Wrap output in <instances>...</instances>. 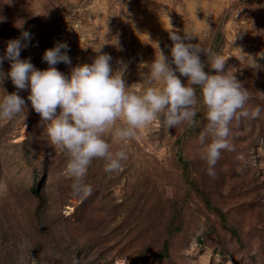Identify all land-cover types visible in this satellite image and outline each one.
Wrapping results in <instances>:
<instances>
[{
	"label": "rangeland",
	"instance_id": "rangeland-1",
	"mask_svg": "<svg viewBox=\"0 0 264 264\" xmlns=\"http://www.w3.org/2000/svg\"><path fill=\"white\" fill-rule=\"evenodd\" d=\"M24 31L31 40L20 58L36 69L47 70L45 51L65 43L71 65L57 64L60 72L108 54L114 73L126 65V87L137 94L147 87L138 84L148 71L141 65L159 49L171 59L170 32L189 33L186 43L220 55L248 90L246 109L262 111L230 122L231 150L210 176L197 88L193 126L167 129L161 117L126 145L105 134L127 159L112 173L94 159L84 195L74 193L67 156L44 133L30 91H20L27 109L0 120V264H264V0H0V56ZM16 91L6 79L0 100Z\"/></svg>",
	"mask_w": 264,
	"mask_h": 264
},
{
	"label": "clouds",
	"instance_id": "clouds-1",
	"mask_svg": "<svg viewBox=\"0 0 264 264\" xmlns=\"http://www.w3.org/2000/svg\"><path fill=\"white\" fill-rule=\"evenodd\" d=\"M193 37L186 32L183 36L170 32L171 59L159 49V55L150 64L141 65V69L146 66L148 71L139 73L143 82L138 84L147 87L137 94L131 91L133 85L126 87V65L114 73L108 54H98L91 64L71 68L70 76L60 72L57 64L71 65L65 43L45 51L43 61L49 65L47 70L36 69L30 58H20L22 48L28 46L24 41L31 40L30 33L24 31L21 38L7 42L6 52L0 56V84L10 79L17 90L0 100V120H11L27 109L19 92L30 91L27 101L40 116L44 133L51 145L61 148L67 156L65 175L73 180L74 193L88 195L92 189L83 179L94 159H103L108 173L119 170L121 161L127 159L124 150L111 151L112 145L103 138L105 134H110L112 143L126 145L139 140V130L161 117L167 129L184 123L191 127L196 123L195 108L200 102L198 88L207 120L200 133L204 145L202 159L208 165V174L214 176L221 151L231 150L227 139L230 122L234 118H258L262 110L246 109L248 90L236 77L227 74L220 55L199 44L186 43ZM201 53L207 56L211 72L205 71ZM257 55L264 58V52ZM5 60L10 63L7 73L2 71ZM180 77L187 78V85L182 84ZM207 137L212 140L205 144Z\"/></svg>",
	"mask_w": 264,
	"mask_h": 264
}]
</instances>
